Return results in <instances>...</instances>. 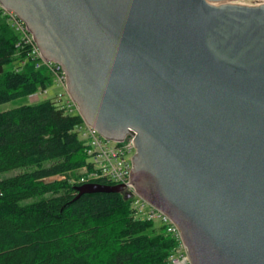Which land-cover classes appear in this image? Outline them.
Instances as JSON below:
<instances>
[{
    "label": "water",
    "instance_id": "1",
    "mask_svg": "<svg viewBox=\"0 0 264 264\" xmlns=\"http://www.w3.org/2000/svg\"><path fill=\"white\" fill-rule=\"evenodd\" d=\"M0 1L62 66L84 120L133 134L132 184L192 264H264V2Z\"/></svg>",
    "mask_w": 264,
    "mask_h": 264
},
{
    "label": "trees",
    "instance_id": "2",
    "mask_svg": "<svg viewBox=\"0 0 264 264\" xmlns=\"http://www.w3.org/2000/svg\"><path fill=\"white\" fill-rule=\"evenodd\" d=\"M17 39L0 16V104L52 83L45 70L15 66ZM81 122L53 98L0 112V173L22 169L0 179V264H169L175 239L135 218L124 191L79 195L88 182L52 179L88 165Z\"/></svg>",
    "mask_w": 264,
    "mask_h": 264
},
{
    "label": "built area",
    "instance_id": "3",
    "mask_svg": "<svg viewBox=\"0 0 264 264\" xmlns=\"http://www.w3.org/2000/svg\"><path fill=\"white\" fill-rule=\"evenodd\" d=\"M0 16L10 24L17 33L16 56L18 65L32 64L34 69L45 70L52 82L64 89L63 93L56 94L65 111L81 116L77 103L71 98L67 89V76L62 66L54 61L47 60L37 41L26 23L13 10L8 9L0 1ZM47 87L30 94L31 99H39L41 94H47ZM68 99L64 100V95ZM82 122L76 127V132L86 145L88 165L83 166V175L75 183L91 182L96 179H107L114 183L126 184L123 191L131 199V208L135 218L148 219L164 225L165 231L175 239V246L170 255L169 264H192L188 248L184 241L180 227L164 211L146 200L132 184L131 170L134 166L133 158L137 153V146L133 134H128L123 140H113L103 136L96 128L87 123L81 116ZM129 195V196H128Z\"/></svg>",
    "mask_w": 264,
    "mask_h": 264
},
{
    "label": "rangeland",
    "instance_id": "4",
    "mask_svg": "<svg viewBox=\"0 0 264 264\" xmlns=\"http://www.w3.org/2000/svg\"><path fill=\"white\" fill-rule=\"evenodd\" d=\"M239 2H242V3L251 2L253 4H259V3H263L264 0H240ZM17 65H18V63L15 64V66H17ZM32 67L33 66L30 63L28 65L22 66L21 70L24 72V71L31 69ZM41 90H42V88L39 89V93L41 92ZM47 90H48V93L46 95L41 94L39 99H31L30 96H27V97L14 99V100H11L9 102L0 104V112L14 108V107H17V106H20V105L25 104V103L35 104V103H39V102H41L47 98L56 99V94L64 92L63 87L57 86L54 82L47 85ZM68 97H69V95L65 94L64 100L68 99ZM21 170L22 169H13V170H9L6 172H2V173H0V179L13 176V175L17 174L18 172H20ZM82 175H83V169H78V170L72 171L68 174L56 175V176H54V178L67 179V180H71L73 182H77Z\"/></svg>",
    "mask_w": 264,
    "mask_h": 264
},
{
    "label": "bare ground",
    "instance_id": "5",
    "mask_svg": "<svg viewBox=\"0 0 264 264\" xmlns=\"http://www.w3.org/2000/svg\"><path fill=\"white\" fill-rule=\"evenodd\" d=\"M242 3V2H241Z\"/></svg>",
    "mask_w": 264,
    "mask_h": 264
}]
</instances>
